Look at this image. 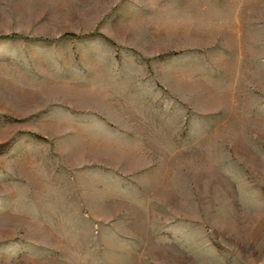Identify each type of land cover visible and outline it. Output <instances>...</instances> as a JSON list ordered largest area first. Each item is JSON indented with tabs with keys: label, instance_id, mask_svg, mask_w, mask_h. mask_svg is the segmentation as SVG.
<instances>
[{
	"label": "rangeland",
	"instance_id": "obj_1",
	"mask_svg": "<svg viewBox=\"0 0 264 264\" xmlns=\"http://www.w3.org/2000/svg\"><path fill=\"white\" fill-rule=\"evenodd\" d=\"M0 264H264V0H0Z\"/></svg>",
	"mask_w": 264,
	"mask_h": 264
}]
</instances>
